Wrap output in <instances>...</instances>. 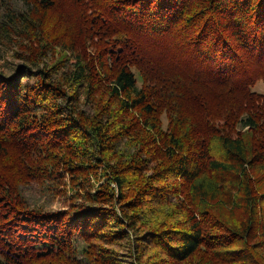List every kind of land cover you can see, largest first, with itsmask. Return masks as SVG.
<instances>
[{"label": "trees", "instance_id": "trees-1", "mask_svg": "<svg viewBox=\"0 0 264 264\" xmlns=\"http://www.w3.org/2000/svg\"><path fill=\"white\" fill-rule=\"evenodd\" d=\"M260 79L264 0H0V264H264Z\"/></svg>", "mask_w": 264, "mask_h": 264}, {"label": "rangeland", "instance_id": "rangeland-1", "mask_svg": "<svg viewBox=\"0 0 264 264\" xmlns=\"http://www.w3.org/2000/svg\"><path fill=\"white\" fill-rule=\"evenodd\" d=\"M173 35L172 37L169 36L166 37V40L160 41V45H158L157 48L153 49L152 52L155 55H162L165 57H168L172 54L177 56L178 58H180V55L183 57L181 52L178 50V49L182 50V48L177 43L178 39L176 36L173 37ZM184 54L189 55L190 59H196V55L188 50H186ZM12 57L13 56L11 52L6 53L4 56L6 60H9L11 62L13 60ZM190 59L185 57L184 62L191 65L196 64L195 62H192ZM245 65L246 63L243 64V62H240V69L238 70V72L236 71L235 76H238V78L241 77L242 80L247 81L252 79V77L250 75L249 69L245 67ZM252 88H254L256 92L264 94V80L260 79L256 81L254 86H252ZM23 189H24V195L28 199L30 204L32 203V204L43 205L45 206L46 210L66 209L68 208L70 202H72L71 201L72 199L69 198V195L67 193L60 192V194L58 193L49 194L47 191L46 192L43 191V189H41V187L37 185L35 182L24 185Z\"/></svg>", "mask_w": 264, "mask_h": 264}]
</instances>
